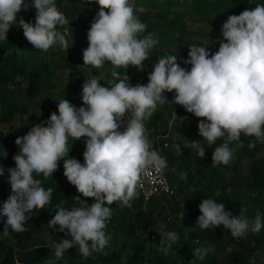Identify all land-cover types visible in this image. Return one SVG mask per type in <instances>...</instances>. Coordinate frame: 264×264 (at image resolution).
I'll return each mask as SVG.
<instances>
[{
	"label": "clouds",
	"instance_id": "9594fccd",
	"mask_svg": "<svg viewBox=\"0 0 264 264\" xmlns=\"http://www.w3.org/2000/svg\"><path fill=\"white\" fill-rule=\"evenodd\" d=\"M83 2H95L99 8L87 32L83 66L99 69L110 63L113 79L107 87L96 78L84 82L82 107L76 108L63 98L57 111L49 115L46 127L36 124L26 135L17 137L19 153L13 156L15 167L7 170L11 194L0 207V216L6 217L3 235L9 234V228L16 233L26 231V213L43 209L53 192L52 188L45 190L34 175L51 177L62 159L68 183L80 197L94 199L89 206L85 199L77 197L78 207L62 208L49 221V228L58 225L59 232L66 230L71 239H61L59 243L49 240L45 246L52 249L54 256L44 264H56L73 247L84 258L103 253L111 239L105 232L112 216L109 205L119 202L121 207L130 208V201L138 195L141 174L150 167L162 173L167 167L166 159L151 150L144 123L158 104L167 103L165 92H174L172 103L200 119L198 133L207 146L224 139L212 154L213 167L233 161L236 149L243 147L242 135L255 138V142L248 143L250 150L256 143H264V5L229 16L222 25L223 40L215 53H210L207 46L190 47L184 61L191 66L190 70L177 63L176 55H168L153 66L147 85L131 86L129 78H121L116 69L132 66L142 71L158 40L151 34L140 38L147 25L135 15L131 0ZM28 7L25 0H0V40H6L17 14ZM31 7L35 9V23L20 18L18 24L25 39L36 50L46 52L59 44L62 51H67L68 41L57 27L68 20L58 10L56 0H31ZM122 122L124 130L120 131ZM82 137L86 138L83 164L68 158L69 139L77 141ZM233 142L235 147L230 148ZM189 146L198 158L204 157L201 143ZM173 147L181 153L178 144ZM0 156L6 158L7 151ZM3 174L0 165V176ZM181 178H186V174L182 173ZM224 209L223 203L210 198L202 200L197 226L213 229L223 225L233 238L246 237L249 232L258 234L264 228L259 210L254 218H248L247 208H241L236 216ZM177 240L176 232H166L165 239L159 241V250L167 251ZM212 251V247H196L192 255L202 261Z\"/></svg>",
	"mask_w": 264,
	"mask_h": 264
},
{
	"label": "trees",
	"instance_id": "16d2710c",
	"mask_svg": "<svg viewBox=\"0 0 264 264\" xmlns=\"http://www.w3.org/2000/svg\"><path fill=\"white\" fill-rule=\"evenodd\" d=\"M131 3L140 22L147 25L140 38L151 34L152 38L158 40L144 62L149 64L148 67L142 71L132 66L128 69H116L121 78L126 75L129 84L135 86L147 85L148 76L161 57L176 55L177 63L190 70L191 66L184 63L188 59L190 47L207 46L210 53H215L223 40L222 25L228 17L239 15L258 4L264 5V0H131ZM25 4L29 5L28 10H21L17 14L16 24L10 27L6 40H0V122L9 127L6 132L0 129V155L4 150L7 151L6 158L0 156V165L4 168V174L0 176V207L11 194L7 170L15 167L13 156L19 153V146L15 144L17 137L26 135L36 124L46 127L49 115L57 111L58 103L63 98L76 108L82 107V85L88 81L84 69L90 68L97 73L104 68L83 66L82 59L83 50L88 47L87 32L99 11L95 2L56 0L58 10L68 20L67 24L58 26L57 31L65 35L69 48L62 51L59 44H56L46 52L36 50L19 28L20 18L25 22L35 23V9L31 7V0H25ZM111 71L110 67L105 70L108 79L105 83H100L101 86H109L108 81L113 79ZM61 72L67 73L63 85L59 81ZM40 95L45 97L36 102V108L44 110L43 118L25 119L23 115L29 108L26 104L19 105L20 98H39ZM163 95L167 103L158 104L156 111L146 122L149 135L157 143L158 140L164 141L160 138L166 134L169 122L173 119L172 124L179 139L172 145L163 147L160 156L166 159L165 171L174 187V194L171 197H153L148 202L137 195L130 201V208L121 207L119 202H114L109 205L112 210L109 221L112 224L110 227L106 226L105 232L110 236L121 231L122 235L130 234L134 239L136 236L131 235L133 231L141 230L150 234V228L155 226L166 233L169 232L168 224L164 222L166 215L174 218L182 216L176 229L178 240L174 244V254L160 251L161 238L154 234L153 237L157 236L156 246L153 248L154 257H149L145 262L144 250L139 243L135 240L119 242L114 237L103 253H93L84 258L79 254L78 248L73 247L66 250L65 256L56 264H191L192 256L187 254V244L196 241H199V244L196 243L198 247L214 248L204 260H200L201 264H264V228L258 234L249 232L246 237L233 238L223 225L213 229H200L197 226V218L201 214L199 204L209 198L223 203L224 210L231 212L233 216L238 215L241 208H251V218H254L259 210L264 221V143H256L250 150L248 143L250 140L255 142V138L242 135L243 147L236 149L233 161L228 165L213 167L212 149L224 143V139H218L214 145L207 146L198 133L200 119L186 112L182 106L174 108L171 105L174 92H165ZM180 118H185V122ZM85 142L86 138L83 137L77 141L70 138L68 158H74L83 164ZM193 142L201 143L204 148H211L210 152L205 153L203 158H198L195 149L189 146ZM174 144L180 146L181 153L173 147ZM229 147H235V142L230 143ZM63 163V159L58 162V168L51 177L34 175V179H39L45 190L53 189L51 201L43 209L26 213V231L16 233L9 228L7 236L0 235V264H16L17 260L19 264H44L54 256L52 249L45 246L49 240L59 243L61 239H71L66 235V230L64 233L59 232L58 225L49 228V221L60 209L70 210L77 197L85 199L89 206L95 202L92 198L80 197L75 187L68 183L63 175ZM246 167L247 173L241 176L245 180L246 194L238 198L235 196L238 191L236 179ZM182 173L186 174V178H181ZM189 215L194 217L190 218ZM5 222L6 217L0 216V231L4 230Z\"/></svg>",
	"mask_w": 264,
	"mask_h": 264
},
{
	"label": "rangeland",
	"instance_id": "374dc122",
	"mask_svg": "<svg viewBox=\"0 0 264 264\" xmlns=\"http://www.w3.org/2000/svg\"><path fill=\"white\" fill-rule=\"evenodd\" d=\"M200 29H203L202 26L199 25ZM149 64H145L144 63V68L148 67ZM112 69V66L110 65V63L105 64L104 68L102 70H99L97 73L92 72V70L90 68H85L84 72L88 78V81H90L92 78H96L98 79L99 83H105L106 79H108V75L105 72V70H107L108 68ZM113 70V69H112ZM67 78V73L66 72H61L59 75V81L61 83V85L64 84L65 80ZM44 95H40L39 98H28V97H22L19 100V105L23 106V105H27V107L29 108V111L27 113H25L23 115V117L27 120H35V119H39V118H43L44 116V110H39L38 108H36V102L39 99L44 98ZM181 121L185 122V118H180ZM173 121V119H172ZM172 121L169 122V126H168V131L166 132L165 135L161 136L160 139H163L164 141L168 142V146L172 145V143L176 142L179 139V135L178 133L175 131V128L173 127ZM16 125H18V122H16ZM16 125L14 127H16ZM0 129H3L5 132L9 130V127L5 124L0 122ZM85 145V143L83 144ZM209 150H211V148L206 147L204 148L205 153L210 152ZM247 173V167L244 168L241 171V175L237 177L236 181L238 183V191L235 193V196L238 198L243 197L246 194V187H245V180L243 179L244 174ZM173 182V181H172ZM175 183V182H174ZM173 183V184H174ZM176 185V183L174 184ZM248 213H247V217L251 218L253 216V210L251 208L248 209ZM190 218H193V215H189ZM182 216H179L177 218H174V216L171 215H166V218L164 219V222L166 224H168L167 229L169 231H174L176 232L177 227L180 225ZM111 221L107 222V226H111ZM165 232L164 231H160L158 229H156L155 226H152L150 228V234L149 233H145L142 232L141 230H135L132 232V236H136V238L132 239L129 235H122L121 231H116L115 233H113L112 235H110L111 239L114 237L118 238V241H124L126 242L127 240H135L137 243H139V245L143 248V252H144V260L145 262L148 260V258H153L154 257V253H153V248L156 246L155 243V238L157 237L156 235L159 236V238H164L165 237ZM155 235V237H153L152 235ZM0 235H3V231H0ZM187 238V237H186ZM150 246V248H149ZM198 247V245L195 242H188L187 244V254H189L190 256H192V258L190 259L191 264H201L200 260H197L193 257L192 253L194 251V248ZM174 244L172 245V247L170 249H168L165 252H170L171 255L174 254ZM172 251V252H171ZM145 264V263H144ZM178 264V263H176ZM181 264V263H180Z\"/></svg>",
	"mask_w": 264,
	"mask_h": 264
},
{
	"label": "built area",
	"instance_id": "2783aa9c",
	"mask_svg": "<svg viewBox=\"0 0 264 264\" xmlns=\"http://www.w3.org/2000/svg\"><path fill=\"white\" fill-rule=\"evenodd\" d=\"M172 103V102H171ZM176 106L177 104L172 103ZM128 115H125V121L127 120ZM146 135L151 144V150H155L161 154L162 148L168 146V142L158 140L157 143L151 138L147 130V122L145 121ZM120 131L124 130V122H122ZM220 145H217L218 147ZM215 147L212 149L214 152ZM138 195L143 199L144 202L149 201L153 197H171L174 194V187L172 186L171 180L165 171L162 173L157 172L154 167L146 169L140 177V183L137 187ZM181 215V212L179 213Z\"/></svg>",
	"mask_w": 264,
	"mask_h": 264
}]
</instances>
